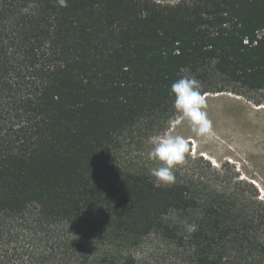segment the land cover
Instances as JSON below:
<instances>
[{
  "label": "trees",
  "instance_id": "1",
  "mask_svg": "<svg viewBox=\"0 0 264 264\" xmlns=\"http://www.w3.org/2000/svg\"><path fill=\"white\" fill-rule=\"evenodd\" d=\"M183 75L264 91V0H0V264H144L148 242L158 264H264V171L157 186L120 158L181 117Z\"/></svg>",
  "mask_w": 264,
  "mask_h": 264
},
{
  "label": "rangeland",
  "instance_id": "2",
  "mask_svg": "<svg viewBox=\"0 0 264 264\" xmlns=\"http://www.w3.org/2000/svg\"><path fill=\"white\" fill-rule=\"evenodd\" d=\"M162 4H176L184 0H156ZM189 1V0H187ZM206 111L213 122L214 139L203 141L197 137L187 120L179 117L170 127L162 128L141 124L122 141L120 158L127 166L149 171L159 166L158 161L149 160L151 139L170 133L182 135L189 141L186 162L178 165L174 173L201 166H224L231 172L260 183V172L264 171V91L206 93ZM260 103V104H259ZM144 264H158L165 260L161 246L146 243L137 250Z\"/></svg>",
  "mask_w": 264,
  "mask_h": 264
},
{
  "label": "clouds",
  "instance_id": "3",
  "mask_svg": "<svg viewBox=\"0 0 264 264\" xmlns=\"http://www.w3.org/2000/svg\"><path fill=\"white\" fill-rule=\"evenodd\" d=\"M64 0H61V4ZM29 5L24 8L26 13ZM171 94L174 95V107L184 120L191 126L192 132L203 141L214 139L215 130L212 120L206 109V97L202 94L200 85L194 77L181 76L171 85ZM152 149L148 152L149 160L158 161L159 166L149 169L150 175L155 178L157 186H171L175 183L174 169L186 162L189 154V141L182 135L164 133L151 139ZM185 230L193 233L197 230L195 223H184Z\"/></svg>",
  "mask_w": 264,
  "mask_h": 264
}]
</instances>
